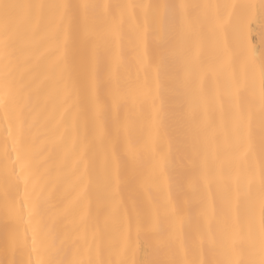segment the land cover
Instances as JSON below:
<instances>
[{
    "label": "snow or ice",
    "instance_id": "obj_1",
    "mask_svg": "<svg viewBox=\"0 0 264 264\" xmlns=\"http://www.w3.org/2000/svg\"><path fill=\"white\" fill-rule=\"evenodd\" d=\"M0 264H264V0H0Z\"/></svg>",
    "mask_w": 264,
    "mask_h": 264
}]
</instances>
